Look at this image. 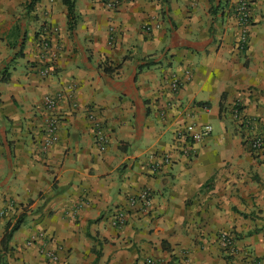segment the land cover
Returning a JSON list of instances; mask_svg holds the SVG:
<instances>
[{
    "label": "crops",
    "instance_id": "1",
    "mask_svg": "<svg viewBox=\"0 0 264 264\" xmlns=\"http://www.w3.org/2000/svg\"><path fill=\"white\" fill-rule=\"evenodd\" d=\"M111 1L0 0V246L24 216L7 261L264 264V147H251L264 138V0H251L242 49L235 0ZM45 37L55 55L42 60ZM187 70L173 92L171 73ZM47 94L59 95L61 123L43 152ZM189 123L213 131L178 143ZM156 153L172 158L159 172ZM145 189L152 204L132 207Z\"/></svg>",
    "mask_w": 264,
    "mask_h": 264
},
{
    "label": "built area",
    "instance_id": "2",
    "mask_svg": "<svg viewBox=\"0 0 264 264\" xmlns=\"http://www.w3.org/2000/svg\"><path fill=\"white\" fill-rule=\"evenodd\" d=\"M108 4L113 5L111 0H106ZM234 14L237 20V23L240 28L239 36H238V45L242 49L247 45L248 37H249V30L252 26L253 22V8L251 0H235V9ZM145 28L150 31L152 30L151 25H145ZM40 55L41 59L44 60L47 56L54 57L55 53L52 50L50 40L45 37L40 42ZM42 76H47L51 74V68L49 66H42L41 70ZM191 78V71L187 70L182 77L179 73L173 72L169 77V85L173 92H179L184 84L185 79ZM59 100L58 94H47L43 97L42 104L44 110H46L45 115V122L47 125L46 135L44 140L42 141V151L46 152L48 149L53 145L55 133L60 127V118L54 113L55 109L57 108ZM239 113V108L235 109V114ZM161 117L166 118V111L163 109L160 113ZM213 131V126L211 124H204L198 125L196 123H189L183 129L177 131L176 140L178 141H185L188 140L189 145H193L194 143L203 141L207 136H209ZM108 137L105 133L104 127L98 123L96 129V142L99 146L101 151L106 150L108 144ZM252 149L258 150L264 147V138L260 136H256L251 141ZM191 149V148H189ZM188 149V150H189ZM153 160L152 169L154 172H159L162 169L163 165L170 164L172 162V158L170 155L167 154H159L156 153L151 156ZM130 205L132 207H140V209L145 208L147 209L152 204L151 193L149 190L145 189L141 191L139 194L134 195L129 200ZM6 214V210L0 211V219H2ZM127 212L126 211H119L113 217V223L118 226H123L127 222ZM220 240L222 243L234 249L235 243L230 234L222 233L220 235ZM28 245H32L33 241H28ZM45 256L48 259L53 261H58L59 255L57 249H45L43 251Z\"/></svg>",
    "mask_w": 264,
    "mask_h": 264
},
{
    "label": "trees",
    "instance_id": "3",
    "mask_svg": "<svg viewBox=\"0 0 264 264\" xmlns=\"http://www.w3.org/2000/svg\"><path fill=\"white\" fill-rule=\"evenodd\" d=\"M36 2V0H31V4L29 5L30 7L33 6V4ZM69 4V15L73 17L75 15V10H74V3L73 2H68ZM107 71H111L110 67H106ZM24 222V216L19 217L16 221H9L6 226V230L4 233V236L1 241V246H0V264H9V261L6 259V251L8 250L9 243L11 239L13 238L14 233L19 230V228L22 226Z\"/></svg>",
    "mask_w": 264,
    "mask_h": 264
},
{
    "label": "rangeland",
    "instance_id": "4",
    "mask_svg": "<svg viewBox=\"0 0 264 264\" xmlns=\"http://www.w3.org/2000/svg\"><path fill=\"white\" fill-rule=\"evenodd\" d=\"M14 219L16 220V218H14ZM15 220H14V221H15ZM13 258H14V256H12L11 258H9V259H8V261H11V262H12V264H14V262H13V261H14V259H13ZM10 259H11V260H10Z\"/></svg>",
    "mask_w": 264,
    "mask_h": 264
}]
</instances>
